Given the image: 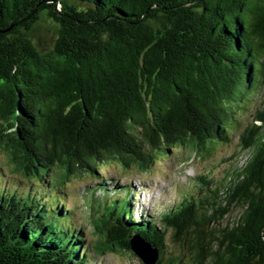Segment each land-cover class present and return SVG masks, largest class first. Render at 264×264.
I'll return each mask as SVG.
<instances>
[{
	"label": "trees",
	"instance_id": "trees-1",
	"mask_svg": "<svg viewBox=\"0 0 264 264\" xmlns=\"http://www.w3.org/2000/svg\"><path fill=\"white\" fill-rule=\"evenodd\" d=\"M42 19L56 27L47 52L30 38ZM261 84L264 0H0V154L21 177L0 167V264H91L63 196L83 175L103 181L96 256L132 254L137 237L155 264H264V115L231 174L196 176V196L156 219L100 174L112 161L147 174L186 146L209 155Z\"/></svg>",
	"mask_w": 264,
	"mask_h": 264
},
{
	"label": "rangeland",
	"instance_id": "rangeland-1",
	"mask_svg": "<svg viewBox=\"0 0 264 264\" xmlns=\"http://www.w3.org/2000/svg\"><path fill=\"white\" fill-rule=\"evenodd\" d=\"M55 31L54 24L42 19L31 31L30 38L40 51L47 52L52 46ZM262 115H264V84L258 85L245 101L240 102L239 106L233 109L229 125L230 141L216 145L209 155H195L186 146L177 148L171 157L159 158L160 161L147 174H140L136 169L124 171L119 164L113 161L102 165L100 174L106 182L111 179L107 185L108 189L113 185L121 187L127 184L132 187L136 206L135 215L142 213L156 219L165 212V209L177 204L182 195L196 196L197 186L194 181L196 176L209 175L216 183H221L228 174H231L246 157L240 146V134L252 123L260 125L257 117ZM5 165H7L5 158L0 154V167H4L5 179L18 185L17 183L21 181L20 175H10L9 168ZM102 183L101 179L97 180L83 175L74 177L63 187L65 204L73 210L70 215L71 222L83 231L84 247L86 246L90 255V263L142 264L133 253H107L103 256H96L92 252L95 233L91 227V221L102 213L101 210H97V202L92 197L101 199L103 195L97 191L92 196L91 189H95L98 184ZM21 184L24 185L23 182ZM239 213L240 207L237 205L230 215L222 220V226L230 224Z\"/></svg>",
	"mask_w": 264,
	"mask_h": 264
},
{
	"label": "water",
	"instance_id": "water-1",
	"mask_svg": "<svg viewBox=\"0 0 264 264\" xmlns=\"http://www.w3.org/2000/svg\"><path fill=\"white\" fill-rule=\"evenodd\" d=\"M131 250L141 260L142 264H155L158 259L157 251L137 237H133L131 240Z\"/></svg>",
	"mask_w": 264,
	"mask_h": 264
}]
</instances>
